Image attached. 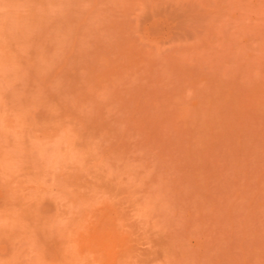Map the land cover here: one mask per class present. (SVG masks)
<instances>
[{"label": "rangeland", "instance_id": "1", "mask_svg": "<svg viewBox=\"0 0 264 264\" xmlns=\"http://www.w3.org/2000/svg\"><path fill=\"white\" fill-rule=\"evenodd\" d=\"M0 264H264V0H0Z\"/></svg>", "mask_w": 264, "mask_h": 264}]
</instances>
